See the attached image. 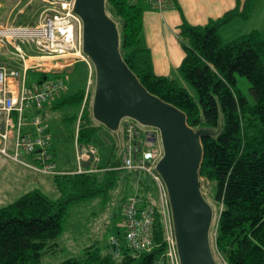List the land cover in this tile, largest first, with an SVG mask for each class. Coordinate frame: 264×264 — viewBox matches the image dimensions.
<instances>
[{
  "label": "trees",
  "instance_id": "16d2710c",
  "mask_svg": "<svg viewBox=\"0 0 264 264\" xmlns=\"http://www.w3.org/2000/svg\"><path fill=\"white\" fill-rule=\"evenodd\" d=\"M139 2L106 0V11L119 24L121 56L148 92L186 114L189 126L213 130L220 126L216 136L201 139L204 156L199 171L214 202L221 206L215 250L227 264H264V35L251 31L224 43L219 33L235 18L247 19L253 0L242 5L237 1L233 9L205 25L183 20L178 37L184 57L178 73L184 85L153 72L150 52L141 42L143 7ZM237 76L248 80L252 104L238 89ZM185 84L195 89L196 98ZM90 95L84 100L85 88L64 94L54 109H77L66 117L77 124V144L96 147L103 144L104 126L92 119ZM115 149L95 171L54 175L56 199L36 188L0 207V264H38L44 255L55 252L69 205L112 188L127 177L123 172L133 176L131 192L136 190L143 205L154 209L156 246L139 255L123 248L113 257L100 256L90 245L82 256L58 264H156L165 250L157 186L145 173L120 168L121 155Z\"/></svg>",
  "mask_w": 264,
  "mask_h": 264
},
{
  "label": "built area",
  "instance_id": "2783aa9c",
  "mask_svg": "<svg viewBox=\"0 0 264 264\" xmlns=\"http://www.w3.org/2000/svg\"><path fill=\"white\" fill-rule=\"evenodd\" d=\"M48 7L36 24H0V47H9L8 63H0V173L5 161H15L42 174L57 175L52 154V141L48 132V122L44 108L68 91L70 73L67 68L77 60L89 65L85 98L91 92L93 80L92 65L82 51V22L73 13L74 0H43ZM143 1L152 9L162 11L173 4L171 0H133ZM26 46L29 52L24 48ZM61 58H67L64 66L57 65ZM29 70L43 73L37 82L27 84ZM27 110L34 134L23 133ZM16 113V118L12 114ZM120 128L125 143L120 150L121 166L127 171L145 173L155 182L158 189L160 211L165 226V250L156 264H180L172 228L170 207L164 183L155 170L159 157L143 152L140 148L142 135L146 142L159 137L157 129L146 127L125 118ZM75 135L76 160L78 172H83L80 163L99 162L97 148L92 145L79 146ZM31 155L35 164L19 159V154ZM97 170V167L91 171ZM154 209L143 205L135 190L123 202V216L119 223V236L109 237L108 244L115 256L127 248L135 255L151 251L154 243ZM218 264H227L224 257Z\"/></svg>",
  "mask_w": 264,
  "mask_h": 264
},
{
  "label": "water",
  "instance_id": "95a60500",
  "mask_svg": "<svg viewBox=\"0 0 264 264\" xmlns=\"http://www.w3.org/2000/svg\"><path fill=\"white\" fill-rule=\"evenodd\" d=\"M73 13L82 22V51L94 70L92 118L111 132L125 118L158 130L162 155L155 170L166 189L179 262L218 264L210 239L213 209L199 171L201 139L216 136L220 126L193 128L182 110L147 91L121 56L120 30L107 15L106 0H74Z\"/></svg>",
  "mask_w": 264,
  "mask_h": 264
},
{
  "label": "rangeland",
  "instance_id": "374dc122",
  "mask_svg": "<svg viewBox=\"0 0 264 264\" xmlns=\"http://www.w3.org/2000/svg\"><path fill=\"white\" fill-rule=\"evenodd\" d=\"M47 7L48 4L43 0H6L4 2L0 0V24H36L41 19L42 13ZM107 15L111 17L108 12ZM116 24L119 28V24L117 22ZM2 49L0 47L1 59L6 56V53ZM57 65L61 66V63H57ZM80 66L78 64L71 72L69 71L70 67L67 68L70 77L67 82L68 91L66 95H71L78 89H86L88 76L86 78V73ZM26 80L27 84L37 82L38 74L31 71L27 74ZM94 83L93 78L90 89V110ZM236 84L240 92L252 104L253 96L248 80L244 77L237 76ZM185 86L191 96L196 98L197 94L195 89L186 84ZM55 101L51 105L52 108L50 106H46L45 108L46 110L49 108L52 109H50L48 116L50 117V133L54 144L53 153L54 151L56 153H54L53 158L57 162L59 159L62 160V163L68 167L74 161L77 124L65 118L77 113V109L67 107L54 109L53 104ZM61 118L65 120L63 119V121ZM93 121L95 124H99L94 119ZM103 130H109L104 127L100 132V135L105 141V133ZM107 134H109V146L116 148L115 150L120 153L122 145L125 143L122 129L119 128L117 132L109 131ZM96 146L99 150L98 155L103 156L102 143H96ZM140 148L143 152L151 153L153 157L160 158L162 155V145L159 137L155 141L151 140L146 142L145 137L142 135ZM19 159L29 162V158L24 153L19 154ZM104 165L99 167H103ZM122 174L123 177H127L125 179H118L112 188L103 190L94 197L83 199L69 205L62 234L57 239L58 249L51 254L44 255L38 264H58L67 258L80 257L87 251L90 245H93L92 248H95L100 256L111 254L114 257L112 247L109 246L108 240L110 236L117 235L119 232V223L123 216V197L131 192L132 186L135 183L131 173L123 172ZM33 175L35 176V173L24 165L15 161H5L0 174V207L6 206L24 193L36 189L39 184ZM200 181L201 191L213 209V223L210 230L211 247L216 261H220L223 255L215 250V234L218 212L221 206H218L214 202L213 197L209 193L208 182L201 178Z\"/></svg>",
  "mask_w": 264,
  "mask_h": 264
},
{
  "label": "crops",
  "instance_id": "0c3cea01",
  "mask_svg": "<svg viewBox=\"0 0 264 264\" xmlns=\"http://www.w3.org/2000/svg\"><path fill=\"white\" fill-rule=\"evenodd\" d=\"M4 1L6 0H3V2ZM237 1L241 3V5L244 2V0H171L173 5L171 7L165 8L162 11L152 9L143 1L139 2V4L143 7L141 42L143 47L147 48L150 52L153 72L156 75L174 79L178 83L184 85V82L178 73V67L184 57V51L178 37L181 23L183 20H185L190 25H205L211 19H216L227 11L233 9L236 6ZM251 31H257L261 35H264V0H253L251 11L247 19L243 20L241 18H235L227 25H224L220 29L219 33L222 41L226 43L241 35L248 34ZM24 48L27 52H29V49L26 46H24ZM2 51L6 53V56L2 59L0 58V63H8L10 52L9 47L3 48ZM66 59L67 58H61L59 60L62 66L66 64ZM78 64L81 65L80 67L85 71L87 78L90 68L89 65L82 60H77L69 68V71L71 72L73 69H75ZM31 71L32 70H29L28 73ZM34 72L38 74L39 78L41 73L36 70ZM59 100L60 99H57L53 106ZM53 102L54 101L50 102L46 106L51 107ZM45 108L43 113L48 122V132L52 141L49 122L50 117L48 116L52 107L48 110ZM30 112L31 111L27 110L25 117L26 124L22 127V132L34 134V127L30 124V116L32 114ZM12 116L13 118H16V113H13ZM61 119L63 120L64 118ZM103 132L105 133V136L103 135L104 139H106L105 141L103 140L102 144L103 156L99 155L100 160L97 165H94L92 161L81 162L80 167L83 171H91L95 167L104 165L108 162L112 148L109 146V134H107L104 130ZM53 148L54 144L52 141V154L54 155L55 151L53 153ZM97 151L99 154L98 147ZM25 155L29 158L30 164H35L31 155ZM73 159V163L67 167L62 163V160L59 159L57 162L53 158L56 165V170L60 174L74 171L78 172L79 164L76 160V151H74ZM33 172L35 173V176L33 175V177L38 181L39 184L37 189H40L48 197L56 199L59 196V192L57 191L54 184V175L42 174L35 171Z\"/></svg>",
  "mask_w": 264,
  "mask_h": 264
}]
</instances>
